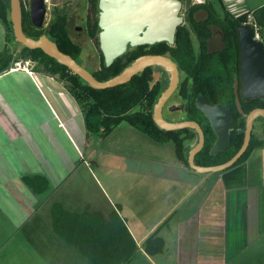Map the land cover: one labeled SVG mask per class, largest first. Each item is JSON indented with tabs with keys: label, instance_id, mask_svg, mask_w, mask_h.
I'll return each instance as SVG.
<instances>
[{
	"label": "trees",
	"instance_id": "16d2710c",
	"mask_svg": "<svg viewBox=\"0 0 264 264\" xmlns=\"http://www.w3.org/2000/svg\"><path fill=\"white\" fill-rule=\"evenodd\" d=\"M183 4L191 0H181ZM219 2V9L212 0H203L192 4L186 10V22L181 24L176 33L174 45H167L164 51V42L154 45H142L129 48L122 56L107 66L99 43V0H87L89 15L85 22L84 33L87 39L97 43V66H85L100 81H106L122 72L126 67L143 54L168 53L176 61L180 69L186 73L178 93L188 99L190 109L197 110L195 106L197 87L196 52L192 33L189 25L215 24L223 30L225 47L215 54L222 53L231 56V66L238 61L237 26L245 24L247 16L253 13L255 21L260 25L264 34V5L247 11L241 15H233L223 0ZM22 3V22L24 33L30 37L46 35L54 41L60 50L70 54L78 63L82 64V45L75 41L70 31V16L64 7L54 6L50 22L43 27L33 25L29 8ZM204 10L207 17L203 21L195 19V14ZM10 0H0V24L6 32V43L0 51V75L13 67L18 59L29 60L36 65L37 71L43 75L55 78L73 97L81 111L84 127L88 134L101 138L107 137L120 123L126 122L135 130L147 135L157 143L173 142L177 158L189 167L187 161L188 151L195 139V132L190 129L167 131L157 126L154 119V106L164 92V82L156 76L152 66L138 72L124 84L105 89H95L84 81L79 75L72 72L66 65L56 58L47 55L42 49H30L23 46L19 52L13 48L18 44L10 18ZM160 68V66H156ZM219 72L217 66L216 74ZM215 97L220 102H226L236 113V126L232 131L231 143L218 154H211V148L216 137L212 128L204 127L205 144L196 154L195 161L198 165L212 166L229 160L242 146L245 126L244 117L237 111L235 95L232 90L233 77H219L215 80ZM205 86L199 91L205 93ZM198 88V87H197ZM194 90V91H193ZM198 91V92H199ZM242 106L248 112L255 106L264 107V98L244 100ZM264 147V140L252 138L244 154L231 166L235 167L244 163L256 149ZM23 183L36 196L48 193L51 190L49 178L42 173H28L21 177ZM52 227L54 232L67 243L74 246L83 256L93 264H128L136 255L139 247L128 229L125 220L113 210L106 216L102 211L86 207L84 211H70L62 204L54 203L51 207ZM144 250L148 255L160 254L165 249L164 239L153 233L144 243Z\"/></svg>",
	"mask_w": 264,
	"mask_h": 264
},
{
	"label": "rangeland",
	"instance_id": "374dc122",
	"mask_svg": "<svg viewBox=\"0 0 264 264\" xmlns=\"http://www.w3.org/2000/svg\"><path fill=\"white\" fill-rule=\"evenodd\" d=\"M22 1L29 8L31 0ZM201 1L185 2L181 14ZM212 2L219 7L217 0ZM260 3L261 0L241 1L240 10L231 8L229 11L237 16L244 10L258 8ZM47 5L45 25L51 20L54 6L64 7L70 16L71 35L83 47V65L97 66V43L87 39L83 31L89 15L87 0H48ZM198 17H203V12H199ZM5 43L6 32L0 24V51ZM22 47L20 43L13 46L16 52ZM30 68L31 75L19 69L0 77V250L9 252V256L4 255L1 260L4 264H17L19 260L28 261L23 264H47L37 250L56 243L58 248L59 244H64L83 261L92 264L54 232L51 207L54 203L70 211L91 207L106 215L114 210L103 193L107 186L99 175L103 168L102 150L114 142L88 134L79 106L63 84L38 72L35 64ZM173 101L178 102V99L175 97ZM181 117V114L175 115V119ZM262 125L264 119L254 121L253 135L260 140H264ZM119 126L131 127L126 122ZM28 173L45 174L51 182V190L34 195L21 180ZM195 255L191 247L187 251L183 249L178 264H196ZM217 261L218 264H264V236L252 237L241 248L219 256Z\"/></svg>",
	"mask_w": 264,
	"mask_h": 264
},
{
	"label": "crops",
	"instance_id": "0c3cea01",
	"mask_svg": "<svg viewBox=\"0 0 264 264\" xmlns=\"http://www.w3.org/2000/svg\"><path fill=\"white\" fill-rule=\"evenodd\" d=\"M223 1L229 10H240L246 0ZM128 127L118 125L103 139L114 143L102 150L99 170L107 186L104 195L139 247L128 264H178L180 252L190 247L196 264H218L219 256L264 236V147L242 164L203 174L177 158L173 142L157 143ZM155 232L164 239L165 249L151 256L143 247ZM51 245L37 250L47 264H89L64 244ZM2 256L9 252L0 250V264ZM23 263L28 261H17Z\"/></svg>",
	"mask_w": 264,
	"mask_h": 264
},
{
	"label": "water",
	"instance_id": "95a60500",
	"mask_svg": "<svg viewBox=\"0 0 264 264\" xmlns=\"http://www.w3.org/2000/svg\"><path fill=\"white\" fill-rule=\"evenodd\" d=\"M48 0H31L29 11L36 27L45 26ZM99 43L105 64L110 66L115 59L125 54L130 47L154 45L160 42L173 44L178 27L183 24L181 0H99ZM10 18L16 41L30 49L40 48L47 55L56 58L72 72L79 75L91 87L105 89L129 82L135 74L150 66H160L170 71V83L154 106V119L160 128L167 131L190 129L195 139L187 155L189 167L199 173L223 171L233 166L247 150L253 121L262 116L264 108H255L246 119L245 139L241 148L226 162L212 166L198 165L196 154L205 144V133L199 123L192 120L167 121L163 116L165 102L176 91L180 72L177 63L163 54H143L122 72L106 81L98 80L84 65L70 54L60 50L58 45L46 35L30 37L24 33L21 0H10ZM239 47L242 68V97L244 99L264 98V49L263 43L254 39V32L247 24L238 26ZM239 104V98H237ZM197 107L210 120L216 140L211 154L225 150L231 142L233 113L226 104H211L204 95L197 98Z\"/></svg>",
	"mask_w": 264,
	"mask_h": 264
},
{
	"label": "flooded vegetation",
	"instance_id": "af4514ba",
	"mask_svg": "<svg viewBox=\"0 0 264 264\" xmlns=\"http://www.w3.org/2000/svg\"><path fill=\"white\" fill-rule=\"evenodd\" d=\"M199 12H203V17L201 18L198 17ZM182 16H183L184 22H186V12ZM206 17H207V13L204 10H200L195 14V19H197L198 21H203L206 19ZM238 26H237L238 61L233 66L229 64L232 61L231 56L229 54L221 53L219 57L215 56L217 52L222 51L225 47L223 30L220 26H217L215 24H202V25H196V26H193V25L188 26V28L190 29L192 33L194 48L196 52L195 62H196V76L198 80V83H197L198 88L196 87L195 91L194 90L193 91L196 94L195 106L197 110L190 109L188 106V99L185 96L180 95L178 93V90L182 82L186 78V73L180 69L179 64L175 61L179 68L180 79H179V84H178L176 91L172 94V96L164 104L163 116L165 120L167 121L192 120V121H196L197 123H199L203 131H204V127H207L208 125L212 128L210 120L196 105L198 96L204 95L211 104L213 105L226 104L229 107V109L232 111L233 128L230 130V135L232 136V131L235 130V126H236V113L234 112L232 107L228 105V103L222 102V101L220 102L218 99H216L215 90H214L215 89L214 80H215L216 75L219 77H225V78L232 76L233 77L232 90L235 95V104L237 107V111L245 119V126H244V129L242 130L244 139H245L247 115L255 108H264V107L255 106L253 109L247 112L242 106L241 99H244V98L242 97V68H241V58H240ZM175 38H176V34H175ZM261 42L263 43V49H264V34L263 33H262ZM165 43L172 46L174 45L175 41L173 44H170L164 41V51L167 48V45H165ZM164 55H167L169 57L168 53L164 52ZM218 65H219V72L218 74H216ZM152 67L154 68L155 73H157V77L158 78L161 77V79L163 80L164 91H166L170 83V77H171L170 71L165 67L164 68L162 67L156 68V66H152ZM201 86H205L204 87L205 93L199 91ZM175 97L178 99V102L173 101ZM237 98H239V104L237 103ZM253 99H256V98H253ZM244 100H249V99H244ZM176 114H181L182 117L180 119H175ZM258 118L264 119L262 116H259L256 119ZM254 121H253V127H252L251 140L253 137L257 138L253 135ZM262 129L264 131V125H262ZM244 139H243V142H244ZM251 140H250V143H251Z\"/></svg>",
	"mask_w": 264,
	"mask_h": 264
},
{
	"label": "built area",
	"instance_id": "2783aa9c",
	"mask_svg": "<svg viewBox=\"0 0 264 264\" xmlns=\"http://www.w3.org/2000/svg\"><path fill=\"white\" fill-rule=\"evenodd\" d=\"M250 28H252L254 32V39L257 41H262V32H261V27L260 25L255 21L253 13L250 12L247 16V21L245 22ZM33 63L29 60H23V59H18L14 62L13 67L10 69L12 70H23L27 72L28 74H32V69L30 66Z\"/></svg>",
	"mask_w": 264,
	"mask_h": 264
}]
</instances>
